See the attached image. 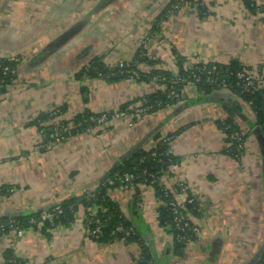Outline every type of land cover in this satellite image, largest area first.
<instances>
[{"label":"crops","instance_id":"1","mask_svg":"<svg viewBox=\"0 0 264 264\" xmlns=\"http://www.w3.org/2000/svg\"><path fill=\"white\" fill-rule=\"evenodd\" d=\"M171 1L0 0V56L18 60L14 80L0 90V218L46 212L97 192L124 158L152 150L167 137L173 163L158 186L173 192L183 187L198 210L191 218L198 233L176 254L173 235L157 221L163 205L156 186H116L108 197L140 243L92 239L87 219L94 209L78 204L66 224L44 227L39 221L22 228L21 236L16 229L0 234V264L9 255L22 264H141L145 247L155 264L259 260L264 148L250 130L246 103L186 85L171 107L140 118L128 113L60 144L41 133L56 124L69 130L86 111H133L149 94L164 90L155 82L79 76L94 58L109 69L135 61L139 72L172 76L178 61L183 69L235 62L264 74V0H210L205 15L188 6L163 15ZM138 51L151 63L136 60ZM54 110L59 113L50 114ZM232 110L239 118L230 116ZM229 119L244 135V151L237 156L226 147L222 125Z\"/></svg>","mask_w":264,"mask_h":264},{"label":"trees","instance_id":"2","mask_svg":"<svg viewBox=\"0 0 264 264\" xmlns=\"http://www.w3.org/2000/svg\"><path fill=\"white\" fill-rule=\"evenodd\" d=\"M190 1L193 0H181L183 4L179 5L178 8L184 7L183 5H186L187 2ZM198 1L201 2V0ZM174 2L175 1L172 0L168 4L166 9L164 10L163 15H165V13L170 11V8L174 6ZM245 2L247 4H250L247 1ZM196 9L199 11L200 15H202V11L204 12L205 10H207L205 7H202V9L201 7H198ZM144 54L145 53L141 51L136 52L135 59L142 62L144 60L147 61L148 63H151L150 61L147 60ZM134 64L135 61H131L127 64L123 63L120 66H116L114 68L109 69L102 66V63L100 62L99 58H94L82 70L79 71V76L85 75V76H89L90 78L102 77L103 79L109 81L134 79L140 82H147V83L155 82L156 84L164 87V90L151 93L145 98L144 100L145 102L142 105L148 108L146 114H151L158 110L171 107L173 104L179 101L181 90L187 84L174 83L175 82L174 76H172L168 72H164L160 70H151L147 73L139 72V70H137V67H135ZM206 65L208 69H210L213 65H215L217 67L218 73L216 76L213 74L211 77L216 80H225L229 84L231 91L239 95L236 97L243 103L250 105L249 108L251 111H253L255 115L253 120L257 122L258 126H261L263 133L262 135L264 136V90H261L258 93H250V92L249 94L241 93L239 87L237 86L238 81L235 78V73L243 68L242 66L238 65L235 62H231L228 65H220L216 63H206ZM11 66H13V64ZM201 67H202V63L196 64L189 69H183L181 61H178L177 75H179L182 78H187V76L190 75H197L199 78V82L196 84L195 88H197L200 91H203L204 94H210L211 92H215L216 84H209L205 82L204 75L199 74V69ZM134 72L137 73V78H134L132 74ZM0 79L4 81L3 85H8L14 80V75L12 73V74H8V76L3 77L0 74ZM172 92L174 95L170 96ZM118 110L127 113H132V111L127 110L125 107H121ZM101 114H92L86 111L83 114L74 117L70 125L72 128H70L69 130H66L67 128H69L66 126V124L65 125L59 124L58 126L61 129L59 132L62 138L66 139L68 136L72 134L79 133L81 131L88 129L89 127H92L94 123L91 122L90 119L91 118L97 119L98 117L101 116ZM230 114H231L230 116L239 118V116L237 115V110L236 111L232 110ZM48 115L49 114L41 117L39 123L45 120L48 117ZM222 128L224 130L227 143L230 142L229 136L233 132L238 131L237 125L231 119L227 120L225 124L222 125ZM43 130L45 133V138L53 141L54 139L52 136L53 132L51 131L52 126H50L49 128H43ZM243 140H244V135H243ZM168 149H169L168 144L161 141L152 150H149L147 152L140 150L136 153H133L129 158L122 161L114 169V171L111 173L109 178L112 179L115 174L121 176L125 173H130V172L134 173L135 175H139L143 170H146L149 173H155L157 174V176L160 177V175L164 173L166 169L173 163L172 156L167 154ZM231 151L232 150L228 149V152L232 156H237L239 154L235 151L234 153H231ZM153 154H156V157H153ZM136 182L139 183L140 180L138 179ZM155 186H156L157 196L165 202L166 199L163 197V192L161 190L162 188L160 189L158 185ZM112 187H116V186H103L101 184L97 192L89 193L80 198H77L76 200L75 199L68 200L59 204L58 206H60L62 213L52 221H49L47 219L42 220L41 217L47 213L53 212L54 208H51L46 212L34 213L24 217L0 218V234L7 233L11 229L26 228L27 226L30 225L29 222L31 220L35 221V223L40 221L42 225H44V227L46 226L49 227L57 223L66 224L72 221L76 206L79 204L81 207L84 208V210H89L90 208H94L96 210L95 218L99 219L101 225L99 236L96 239L97 241L107 242L115 239H124L128 242L133 241L134 239L137 238L136 233L134 235H130L129 237L125 238L123 234L115 232L118 226H122L124 230L127 231L129 230L130 225L123 217L121 211L119 210V207L108 197L107 192ZM191 205L188 206V208L192 210ZM95 206H97V208ZM192 213L195 214L193 210ZM157 215H158L157 221L160 226H166V225L172 226L173 215L165 205L158 209ZM90 228L92 230L93 228H95V225L90 224ZM170 232L173 235V237L176 236L177 232L173 228H171ZM185 234L188 237V240H192L194 238L193 234L191 233H185ZM185 245L186 242H178L175 238H173V248L176 254L181 253L185 248ZM145 248L143 249L144 260L141 264H147L148 261L152 259L150 257L149 248L147 247ZM10 256L11 255L7 256L6 264H22L21 262L17 261L15 258H12ZM256 264H264V251L262 252Z\"/></svg>","mask_w":264,"mask_h":264},{"label":"built area","instance_id":"3","mask_svg":"<svg viewBox=\"0 0 264 264\" xmlns=\"http://www.w3.org/2000/svg\"><path fill=\"white\" fill-rule=\"evenodd\" d=\"M17 61L18 60L14 57L0 56V74L3 77L8 76V74H12L14 72V67L11 65L15 64ZM242 68L243 69H241L235 73V78L238 81L237 86L239 87L241 93H243V92L253 93L256 90L257 91L258 90L259 91L264 90V74L259 72V70H257L256 68H244V67H242ZM217 73H218V71H217V67L215 65H213L210 69H208L206 63H202V67L199 69V74L204 75L205 82H207L209 84H216L215 92H219V93H223V94H230L232 97L237 98L236 96H238V95L231 91L229 84L225 80H216V79L211 77L213 74L216 76ZM132 74H133L134 78H137L136 74H134V73H132ZM162 80H164V79H162ZM198 82H199V78L197 75H190L187 78L176 77L174 83H183V84H187V85H191V86L195 87ZM2 84H4V81L0 79V89L3 88L4 86H6V85H2ZM172 95H174L173 92H172ZM142 106L143 105L138 106V109L133 112V115L135 117L140 118V117L147 115L146 113L148 111V108H146L144 106L142 107ZM249 110H250V108H249ZM56 113H58V112H55L54 115H56ZM251 115L253 116V119H254L255 115H254L253 111H251ZM127 117H128V113L114 109V110L102 113L101 116L98 117L97 119L91 118L90 121L94 123V125L92 127H96V126L100 127V126H103V125L110 123V122H114L117 120H123ZM92 127H90V128H92ZM54 130L57 131V129H54ZM55 135H57L59 137V139L57 141H60V140L62 141V137H60V133L56 132ZM229 140H230V142H228V146H227L228 149H230L229 147L232 146L233 149H230V150H235L237 153L244 151L243 134L240 131L233 132L229 136ZM162 141L164 143L168 144L170 142V138L166 137ZM167 154L171 155L169 149L167 151ZM153 157H156V154H153ZM115 175L116 176L114 178H112L111 180H109V182H106L102 185L103 186H121V187H125V188H131V187H134L136 185V183H138L136 181L139 179L140 180L139 183H141L143 185L155 186V184H157L159 182V179H160V177L157 176V174L149 173L146 170H143L141 172V174H139V175H135L134 173H131V172L125 173L121 176H119L118 174H115ZM162 192H163V197L166 199L165 206L169 209V211L173 215L171 228H173L177 232L176 236H174L173 238H175L178 242H187L188 237L186 236L185 233L193 234V232L195 231V229H194L195 227L192 224L193 222H192L191 218H186L183 215V210L179 206L180 201H178V199L176 198V194H177L176 192H173L171 189H168V188H163ZM190 200L193 201V199H190ZM161 201L164 202L163 200H161ZM53 208H54L53 212H50V213L43 215L41 217V219H47L49 221H52L53 219L57 218V216L62 213L60 206L56 205ZM95 211L93 210L90 214H88V219H87L89 224L95 225V228H93L88 233V234H90V237L94 240H96L98 238L99 228L101 227L100 221L99 220L97 221V219L95 218V213H94ZM11 223H13V222H11ZM29 223L34 224L35 221L31 220ZM122 228H123L122 226L117 227L116 231H118V232L123 231L124 232L125 230H124V228L123 229ZM16 231H17L18 236H21L23 233L22 229H16ZM130 235H134L133 230H132V234H130ZM150 261H151V263H149V264H155V262L153 260H150Z\"/></svg>","mask_w":264,"mask_h":264},{"label":"rangeland","instance_id":"4","mask_svg":"<svg viewBox=\"0 0 264 264\" xmlns=\"http://www.w3.org/2000/svg\"><path fill=\"white\" fill-rule=\"evenodd\" d=\"M175 2H174V6L172 7L174 10L175 9H177L178 8V6L179 5H181V4H183V2H181V0H174ZM209 1L210 0H201V2L200 1H198V0H193V1H190V2H187V4L186 5H183V6H188V7H191V8H194V10H196L197 12H199L196 8H198V7H201V9H202V7H205L206 9H208V4H209ZM205 14H207V10H205L204 12L202 11V15H205ZM151 69V68H150ZM152 70V69H151ZM150 70V71H151ZM134 74H136L137 75V73H135L134 72ZM176 77H180L179 75H175L174 76V80H175V78ZM188 77V76H187ZM182 78V77H181ZM3 85V84H2ZM200 91V90H199ZM257 91V90H256ZM253 92V93H258L259 92V90L257 91V92ZM199 93H201V94H203V91H200ZM214 93V92H213ZM244 94H249V92H243ZM223 94V93H222ZM225 95H227V96H229V97H232L230 94H225ZM170 96H172V93L170 94ZM239 96V95H238ZM176 97H177V95H176ZM250 106V105H249ZM143 107V106H142ZM138 109V107H136V108H134V110L132 111V112H134L135 110H137ZM118 110V109H117ZM55 112H58L59 113V110H54V111H52L50 114H52V115H54V113ZM127 113V112H126ZM90 128V127H89ZM88 128V129H89ZM54 129H57V131L56 130H54ZM227 129V128H226ZM61 129L59 128V126L56 124V125H53L52 126V136H53V141L56 143V144H60L65 138H62V141L60 140V141H57L58 139H59V137L57 136V135H55V133L56 132H58V133H60L59 131H60ZM253 133H254V135H256V136H258V138L260 139V141H261V143H262V145L264 146V136L262 135L263 133H262V128H261V126H258V124H257V122L255 121V120H251V129H250ZM44 132V130H42V134H44L45 135V133H43ZM60 137H62L61 136V134H60ZM226 145L228 146V143H226ZM226 146V147H227ZM42 147V146H41ZM230 149H233V147L231 146V147H229ZM227 151H228V149H227ZM234 151L235 150H232L231 151V153H234ZM236 152V151H235ZM240 154H241V152H240ZM263 154H264V152H263ZM239 157V156H238ZM116 175H114V177H115ZM113 177V178H114ZM109 180H111V178H107L106 180H104L103 182H102V184H104V183H106V182H109ZM160 181V180H159ZM155 185H159V182L157 183V184H155ZM175 187V186H174ZM176 189V193H180L179 194V199L181 200V202H180V207L182 208V210H183V215L186 217V218H192V217H194V218H196L195 216L197 215V212H198V210L196 209V207H194V208H192V210L195 212V214H193L192 213V210L191 209H189L188 208V206H190L191 204H193V201L192 200H190L187 196H185L186 195V193H185V191H184V189H183V187H181V185L180 184H178V187L177 188H175ZM179 189V190H178ZM162 191H163V188L161 189ZM178 199V198H177ZM179 199H178V201H179ZM162 200V199H161ZM189 200V201H188ZM188 201V202H187ZM192 201V202H191ZM162 205L164 206L165 205V202H162ZM96 208H97V206H95ZM94 209V208H93ZM94 211H95V209H94ZM91 213V212H90ZM95 214H96V211L94 212ZM99 219H97V221H98ZM192 220V219H191ZM118 227H121V226H118ZM123 229V228H122ZM167 229L168 230H171V225H167ZM195 229V231L193 232V237H194V235H196L197 233H198V228H194ZM115 232L116 233H120V234H123V236L125 237V238H127V237H129L130 236V234H132V229L131 228H129V230H127V231H120V232H118V231H116L115 230ZM99 233H100V228H99ZM89 236H90V234H89ZM98 236H99V234H98ZM140 239L141 238H136L135 240L137 241V243H140ZM189 241L190 240H188L187 242H186V244L187 243H189ZM149 263H151V261H148V264Z\"/></svg>","mask_w":264,"mask_h":264},{"label":"water","instance_id":"5","mask_svg":"<svg viewBox=\"0 0 264 264\" xmlns=\"http://www.w3.org/2000/svg\"><path fill=\"white\" fill-rule=\"evenodd\" d=\"M216 95H220V93L217 92V93H215V96H216ZM263 148H264V146H263ZM123 160H125V158H124ZM261 254H262V253H261ZM256 261H257V260H253L252 262H250V264H256Z\"/></svg>","mask_w":264,"mask_h":264}]
</instances>
